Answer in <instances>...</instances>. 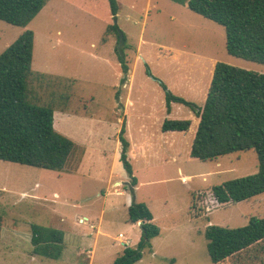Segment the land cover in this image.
<instances>
[{"label": "rangeland", "instance_id": "rangeland-1", "mask_svg": "<svg viewBox=\"0 0 264 264\" xmlns=\"http://www.w3.org/2000/svg\"><path fill=\"white\" fill-rule=\"evenodd\" d=\"M117 2L115 18L108 0H48L25 28L0 21V54L26 30L34 32L33 72L54 78L60 87L54 89H65L55 92L56 114H61L67 91L70 113L103 121L74 118L71 124L57 118V126L64 125L78 138L71 139L77 150L62 172L0 161V264H84L70 247L74 238L92 249L91 264H109L123 254L121 241L128 238L135 248L141 237L140 227L129 222L132 202L147 205L161 226H168L167 216L177 217L179 223L190 216L197 226V252L187 264L209 259L208 227L236 229L247 226L252 218H264V194L236 205H217L212 196L214 187L256 174V152L190 161L196 123L186 135L162 134L168 114L166 94L159 85L164 83L174 96L202 107L215 63L263 75L264 65L229 55L224 28L191 12L187 5L171 0ZM120 34L129 66L125 84L117 55ZM161 47L177 52V58H161ZM36 104L48 106L50 101ZM169 116L195 118V113L173 103ZM124 124L131 145L128 160L138 181L134 189L118 167L109 174ZM91 132L96 147L78 142ZM85 217L89 221L83 223ZM32 225L64 233L59 260L32 254ZM151 249L143 256L150 257Z\"/></svg>", "mask_w": 264, "mask_h": 264}, {"label": "trees", "instance_id": "trees-1", "mask_svg": "<svg viewBox=\"0 0 264 264\" xmlns=\"http://www.w3.org/2000/svg\"><path fill=\"white\" fill-rule=\"evenodd\" d=\"M171 1L187 5L191 12L224 28L229 55L264 65V0ZM47 2L0 0V21L25 28ZM108 4L115 18L119 13L118 2L108 0ZM113 29L117 32L118 27L113 26ZM34 43V32L26 30L0 54V161L62 172L77 150L71 139L54 128V114L58 111L53 104L58 100L55 92L64 93L65 89L58 90L60 87L56 86L54 78L33 72ZM159 53L162 57L176 56L164 49ZM117 55L124 75L122 84H125L129 66L123 54L117 52ZM58 80L64 82L68 79ZM159 85L166 94L168 115L173 103L188 106L195 113L197 123L190 160L206 162L237 152H256L258 172L214 187L212 196L217 203L236 205L264 194V75L217 62L202 107L174 96L164 83L159 82ZM65 99L61 112L70 106L71 98L67 91ZM49 101L48 106L36 104ZM192 126L193 119L166 117L161 132L186 134ZM125 132L124 124L118 135L120 160L134 189L137 178L128 160L130 145ZM128 218L131 224L141 222L140 241L135 248L126 247L112 264L141 261L144 251L152 248V240L160 235V228L154 223V216L147 205L132 202ZM31 233L33 255L59 260L65 242L63 232L32 225ZM205 238L212 264H264V218H252L247 226L236 229L210 226ZM256 252L262 255L253 256ZM255 257H259V263Z\"/></svg>", "mask_w": 264, "mask_h": 264}, {"label": "crops", "instance_id": "crops-1", "mask_svg": "<svg viewBox=\"0 0 264 264\" xmlns=\"http://www.w3.org/2000/svg\"><path fill=\"white\" fill-rule=\"evenodd\" d=\"M160 49H164L166 51H171V52L175 53L176 56H174V57H162L159 53ZM159 50H158V54L161 58H164V59H175V58H177V52H175V51L165 49L162 47L159 48ZM211 75H212V73H211ZM58 77H61V76H58ZM210 78H211V76H210ZM209 83H210V81H209ZM206 95H207V93H206ZM69 110L70 109L66 110L65 112L59 111L61 114H56L57 112H55V114H54V116H55L54 128L56 129L57 132L68 137L69 139H72L73 141H75L78 138H76L73 134H71V132H68L64 125L57 126V118H59L62 121V123H64L65 121L66 122L70 121L71 124L74 123V120H75L74 118H83V120L87 121L88 123L94 122V121H97V122L102 121V119H99V118L98 119L96 118L97 119L96 120L93 116H78V115H75L73 113H70ZM167 117L170 118L169 115ZM175 119H187V118H175ZM190 119H193V126H194V124L197 123L196 117L190 118ZM193 126H192V128H193ZM192 128H191V130H192ZM195 130H196V128H195ZM188 133H186V134H188ZM186 134H180V135H186ZM92 135H93V133L92 134L87 133L84 136V138L79 139L78 142L85 144L87 147H91V148L96 147L97 146L96 138H93ZM125 135H126V132H125ZM163 135H171V134H163ZM125 138H126V136H125ZM130 147H131V145H130ZM86 152H87V150H86ZM120 155H121V143L119 142L117 145V152L115 153L112 170H110V172H109L110 175L112 172L114 173L116 171L115 170L116 167L121 169V171L124 174H127L126 171L124 170L122 162L120 160ZM188 158H189V155H188ZM190 161H192V160H190ZM63 174H65V173H63ZM66 176H72V175L66 174ZM129 180L130 179L128 177V179H127L128 183H130ZM137 183H138V181H137ZM118 184H122V183H118ZM129 203H130V198H129ZM216 204L218 205L219 203H217V201H216ZM151 212L154 216V223L160 228L161 232H160V235L158 237H156L152 240V243H151L152 249H151L150 257L143 256L142 260L137 262L136 264H155L154 260H156V261L158 260V262L160 264H167V263L168 264H187L186 263L187 260L189 258H191V256L197 252V226H193V221L191 220L190 216H188V219L187 220L185 219V221L182 223H179L175 220L177 217L167 216L166 219L169 220V221H167L168 226H161L159 224V218L155 215V213L153 211H151ZM85 218L88 219V217H85ZM88 221H89V219H88ZM170 221L173 222V225L170 224ZM133 225L140 227L139 224H133ZM90 226H93V225H89V227ZM91 229H94V228H91ZM98 231H100L99 228H98ZM120 234H122V233H120ZM200 234L201 233L199 232L198 233L199 237H200ZM175 239H176V242H175ZM127 240L130 242L129 246H127V247L132 248V241L128 238H127ZM139 241H140V239L138 240V242ZM138 242H137V244H138ZM70 245H71L70 247L72 248L74 255H76L78 257V259H81L82 261H84L83 262L84 264H91L90 255L92 254V249H89V247L84 248L83 247L84 246L83 241L80 243H78V242L76 243L75 238L73 239V241H71ZM120 246H122L121 243H120ZM123 248H126V247H123ZM206 249H207V244H206ZM208 256H209V254H208ZM117 258H115L113 260V262ZM208 258L209 259L206 262H204L203 264H212L210 257H208ZM113 262H110L109 264H112ZM193 264H197V261L194 262Z\"/></svg>", "mask_w": 264, "mask_h": 264}, {"label": "built area", "instance_id": "built-area-1", "mask_svg": "<svg viewBox=\"0 0 264 264\" xmlns=\"http://www.w3.org/2000/svg\"><path fill=\"white\" fill-rule=\"evenodd\" d=\"M81 221H82L83 223H85V222H88V219L84 218V219H82ZM138 224H139V226H140V225H141V222H139ZM90 227H91V228H94V226H90ZM119 238H120V239H124V235H123V234H120V235H119ZM120 243H121V245H122L123 247H127V246H129V244H130V242H129L128 240L121 241Z\"/></svg>", "mask_w": 264, "mask_h": 264}, {"label": "water", "instance_id": "water-1", "mask_svg": "<svg viewBox=\"0 0 264 264\" xmlns=\"http://www.w3.org/2000/svg\"><path fill=\"white\" fill-rule=\"evenodd\" d=\"M123 45H124V37L122 34H120L119 47H118V52L120 55L123 54V52H122Z\"/></svg>", "mask_w": 264, "mask_h": 264}]
</instances>
